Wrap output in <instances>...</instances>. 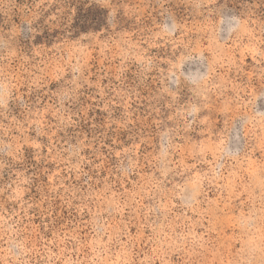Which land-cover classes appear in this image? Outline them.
Returning a JSON list of instances; mask_svg holds the SVG:
<instances>
[{"label": "rangeland", "instance_id": "374dc122", "mask_svg": "<svg viewBox=\"0 0 264 264\" xmlns=\"http://www.w3.org/2000/svg\"><path fill=\"white\" fill-rule=\"evenodd\" d=\"M0 264H264V0H0Z\"/></svg>", "mask_w": 264, "mask_h": 264}]
</instances>
